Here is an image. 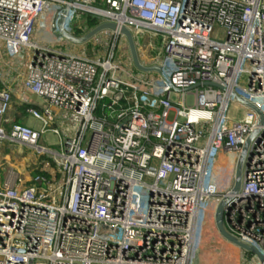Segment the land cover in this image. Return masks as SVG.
Instances as JSON below:
<instances>
[{"label": "built area", "instance_id": "obj_1", "mask_svg": "<svg viewBox=\"0 0 264 264\" xmlns=\"http://www.w3.org/2000/svg\"><path fill=\"white\" fill-rule=\"evenodd\" d=\"M68 4L0 0V46L12 63L27 54L23 88L45 102L26 103L37 130L5 119L12 89H0V144L48 155L29 178L13 167L0 176V264H198L202 213L233 185L220 191L217 159L238 156L258 126L257 113L231 94L264 113V0H74L67 30L81 27L77 11L126 26L142 63L170 68V82L124 67L114 51L93 59L59 40L49 53L34 36ZM113 33L131 61L126 39ZM105 98L110 119L98 114ZM58 119L71 128L64 136L52 129L60 137L53 151L40 140ZM47 168L51 178L38 172ZM243 174L226 224L264 254V127Z\"/></svg>", "mask_w": 264, "mask_h": 264}, {"label": "rangeland", "instance_id": "obj_2", "mask_svg": "<svg viewBox=\"0 0 264 264\" xmlns=\"http://www.w3.org/2000/svg\"><path fill=\"white\" fill-rule=\"evenodd\" d=\"M93 14L90 12H85V11H77L76 16L74 18V22L77 25H80L83 21H87V19H90V22H95L96 24L99 23V17H95ZM49 25V24H48ZM66 26V25H65ZM50 31H44V32H39V35L45 36L47 39H50L51 35L49 33ZM74 34H78L77 31L72 30L71 31ZM78 36V35H77ZM42 38V37H41ZM104 39V42H101L100 39ZM51 40V39H50ZM143 41V39H142ZM55 42V41H54ZM45 43V42H43ZM69 47H74L77 48L76 54L80 56H87L89 58H95L97 55L103 54V52L107 51H114L116 54V61L123 65L124 67L127 68H132V70H135L134 67L132 66L133 64L132 61H129L128 57V50H124L127 46L125 42L120 41L119 45L116 47V35L113 32H105L101 33L91 41L83 44V45H76L73 43L68 42ZM161 44L160 40H156V46L159 47ZM105 45L107 46L105 48ZM77 46V47H75ZM124 47V49L122 48ZM99 50H105V51H100ZM97 54V55H96ZM157 50H154L152 52V55H156ZM106 55V54H105ZM27 54H24L23 58H20L19 61L16 63L9 62L7 59V56L5 55L4 48L0 46V77L3 78L8 76V74L11 73L12 68L14 67L13 64H17L18 67L20 68L21 66L25 65V62L22 61L25 59ZM22 59V60H21ZM25 68V67H24ZM19 70V69H18ZM137 71V70H136ZM23 73L21 70L19 71ZM137 73V72H136ZM20 79V78H19ZM5 81V79H4ZM163 81V80H162ZM159 83H161V80L159 79ZM159 90H157L158 92ZM38 123V121H37ZM65 125V126H64ZM63 126L61 124L56 125H51L49 126V129L45 134H43L42 139L40 140V144L45 145L47 148L51 150H59L60 146V139L59 136L55 133H53L52 129L55 127H58L60 130L65 131L63 134L65 135L67 132V128H71V125H66V123ZM35 128L37 130H40L41 128V123L36 124ZM71 134V131L69 132ZM10 143L9 142H4L0 144V157H3V155H10L11 159L9 160L10 164H7L8 167H4V171H7L10 167L15 168L16 170H20V168L23 166L24 169L26 170H34L37 166V164L41 161L48 160L46 158V155L42 156L39 154V152L35 149L26 147V146H18V145H12L7 147ZM19 148L23 149V153L19 154L17 153ZM223 154H228L231 156L227 161L229 162L230 166V176L231 178H234V172H235V166L237 162V155L234 153H228V152H223ZM48 156V155H47ZM227 156V155H226ZM226 160L220 161L217 159L216 162V175L217 171L219 172V176H217V183L218 181L221 183L223 179H228V170H225L224 167L226 166L227 162ZM23 169V170H24ZM219 185V183H218ZM230 185V184H229ZM229 188V186L223 190V193ZM220 189V188H219ZM216 199L212 198L210 200V205L204 213H202V218L204 217L205 221L203 220L200 222V228L198 229L199 232V237L197 238L198 241V246L199 250L195 249L194 250V258L196 257V261L198 264H251L250 256L249 254L245 253L241 249L235 247L231 243L225 241L221 235L219 234L216 225H215V220H214V214H215V207H216ZM197 232V234H198ZM202 236V237H201ZM197 237V236H196Z\"/></svg>", "mask_w": 264, "mask_h": 264}, {"label": "water", "instance_id": "obj_3", "mask_svg": "<svg viewBox=\"0 0 264 264\" xmlns=\"http://www.w3.org/2000/svg\"><path fill=\"white\" fill-rule=\"evenodd\" d=\"M74 0H69V4L66 5L61 10H54L52 15V20L49 23V31H50V37L52 41H59V40H66L67 42L76 44V45H83L98 35H100L103 32H117L119 35L123 36L128 44L129 52L131 61L134 65V67L143 73H154L159 74L166 82H170V77L168 72L170 71V68L166 66H158V65H151L147 66L142 63L135 39L131 33V31L124 25L119 26L116 22L113 21H104L101 23H98L96 26L91 28L87 33H85L82 36L74 35L72 32L67 30L64 26L65 23V16L68 14L69 9L72 5ZM59 11H62V13L58 16L57 21L55 20L56 15ZM65 14V15H64ZM56 21V24H55ZM51 41V42H52ZM47 44V50L49 53H52L53 43ZM60 48V46H58ZM121 94L117 95L116 98H120ZM231 97L241 105H243L246 108L252 109L255 111L258 115V126L256 129L248 136L247 141L240 152V154L237 156V162L235 166V172H234V178H233V185L231 190L224 194L219 202L217 203L215 207V214H214V220L216 228L221 235V237L234 245L235 247L241 249L247 254L254 255L261 264H264V254L262 251L257 248L255 245L249 244L243 240H241L238 236L234 235L227 227L225 215L232 205V203L235 202V200L241 195L242 190V182H243V172H244V165L245 162L249 156V153L251 151V145L253 142L258 138L259 132L264 127V113L263 111L256 106L255 104L249 102L248 100L244 99L243 97L239 96L237 93L233 92L231 94ZM110 231L109 228L103 226L101 228V233H108Z\"/></svg>", "mask_w": 264, "mask_h": 264}, {"label": "crops", "instance_id": "obj_4", "mask_svg": "<svg viewBox=\"0 0 264 264\" xmlns=\"http://www.w3.org/2000/svg\"><path fill=\"white\" fill-rule=\"evenodd\" d=\"M42 35H35L34 36V41L36 42H39L40 45L42 46H47V44H50V42L52 41V39H47L45 36H42ZM50 36V35H48ZM40 37V38H39ZM45 42V43H43ZM51 43H53L52 47L53 48H57L58 46H60V42L59 41H52ZM67 43V42H66ZM65 43V49H73L75 52H78L77 51V48H74V47H69L68 44ZM68 45V47H67ZM78 46V45H77ZM75 46V47H77ZM17 62V60H16ZM15 62V63H16ZM14 67L16 68H12L11 70V73L8 74V76L1 78L0 77V80L5 84V87H8L10 89H12V105H11V108L10 110L8 111L7 115L5 116V119H9L10 121H14V122H17V123H21V124H25V125H28V126H31L33 128H35L36 124H39L40 121L36 120L35 118H33L32 116H30L27 112H26V103L27 104H32V105H35L36 107H41L42 105L45 104L44 100L41 99L39 96H37L36 94L32 93L31 91L29 90H25L23 88V80L27 74V71L26 69L24 68L25 66H21L20 68L18 67V65L16 64H13ZM19 69V70H18ZM22 71L23 73L19 72V71ZM135 74H138V73H135ZM20 78V79H19ZM5 79V81H4ZM54 111H56L57 114L61 113L58 109H55ZM38 121V123H37ZM58 122L55 124L56 126L58 124H61L62 126L66 123V125L69 124V122L67 121V119H58L57 120ZM0 124H1V119H0ZM65 126V125H64ZM36 129V128H35ZM65 133V132H64ZM64 136V134H63ZM60 138V137H59ZM9 148V146H7ZM19 154H22L23 153V149L22 148H19L18 152ZM227 155V156H226ZM229 158H231V156H229L228 154H221L219 156V162L220 161H224V160H228ZM11 159V156L8 154L6 155H3V157H0V176H3V171H4V167H5V164H6V167H8L7 164H10L9 163V160ZM226 163V166L224 167L225 170H228V179H223V181L219 183H217V185L219 186L220 188V191L223 192V190H225L229 184L231 185L232 184V181H233V178H231L230 176V166H229V162H225ZM24 167L22 166L20 168V173H22L24 175V177L26 178H29L30 175H29V172L28 170L24 169ZM219 172L217 171V175L215 174V177L217 178ZM217 180V179H216ZM217 182V181H216Z\"/></svg>", "mask_w": 264, "mask_h": 264}, {"label": "trees", "instance_id": "obj_5", "mask_svg": "<svg viewBox=\"0 0 264 264\" xmlns=\"http://www.w3.org/2000/svg\"><path fill=\"white\" fill-rule=\"evenodd\" d=\"M95 4L97 5H101L102 4V0H95ZM97 24L95 22H90V19H87V21H83L82 24H81V27H75V31H77L78 34H75V35H78V36H82L84 35L88 30H90L91 28H93L94 26H96ZM104 35H105V32H103ZM100 39V38H99ZM101 42H104L102 39H100ZM5 88V84L0 80V89H3ZM111 105V100L109 98H105L103 101H101V104H100V108L98 110V114L100 115L101 118L103 119H110V109H109V106ZM46 162V160H45ZM52 166H54L52 164ZM42 174H44L45 176H49L51 178L52 176V172L49 170V168L47 169H44V170H40L38 171Z\"/></svg>", "mask_w": 264, "mask_h": 264}, {"label": "bare ground", "instance_id": "obj_6", "mask_svg": "<svg viewBox=\"0 0 264 264\" xmlns=\"http://www.w3.org/2000/svg\"><path fill=\"white\" fill-rule=\"evenodd\" d=\"M71 8H72V6L70 7V9L69 10H71ZM69 13V12H68ZM65 15V14H64ZM66 19H67V16L65 17V23H64V26L66 25ZM51 22V19L49 18V21H48V24ZM65 28H66V26H65ZM200 232V231H199ZM199 232H198V237H199ZM202 237V236H201ZM199 247H200V245L198 246V241H197V239L195 240V242H194V246H193V248L194 249H197V250H199Z\"/></svg>", "mask_w": 264, "mask_h": 264}]
</instances>
